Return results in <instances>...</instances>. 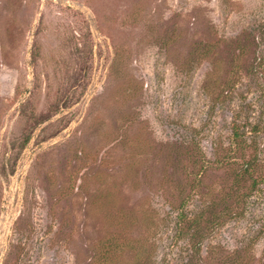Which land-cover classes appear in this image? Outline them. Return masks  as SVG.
Returning <instances> with one entry per match:
<instances>
[{
  "label": "rangeland",
  "instance_id": "obj_1",
  "mask_svg": "<svg viewBox=\"0 0 264 264\" xmlns=\"http://www.w3.org/2000/svg\"><path fill=\"white\" fill-rule=\"evenodd\" d=\"M0 264H264V0H0Z\"/></svg>",
  "mask_w": 264,
  "mask_h": 264
}]
</instances>
